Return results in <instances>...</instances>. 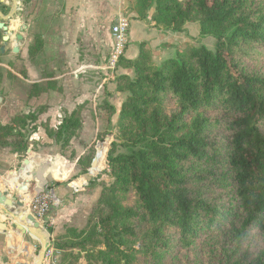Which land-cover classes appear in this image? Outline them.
<instances>
[{"label": "trees", "instance_id": "trees-1", "mask_svg": "<svg viewBox=\"0 0 264 264\" xmlns=\"http://www.w3.org/2000/svg\"><path fill=\"white\" fill-rule=\"evenodd\" d=\"M131 9L140 19L154 9L156 24L174 31L198 22L216 48L188 45L157 64L143 41L136 59L121 58L135 71L117 77L127 94L117 122L126 152L113 142L114 155L95 174L109 164L114 181L95 204L94 233L75 243L58 236L55 249H80L89 264H167L176 248L227 229L237 246L224 255L212 250L216 264H264V251L236 256L253 229L264 236V0H132ZM44 46L36 34L30 59ZM3 78L0 67V84ZM52 89L63 91L56 80L33 83L28 98ZM46 107L0 124V147L26 153ZM84 108L66 112L56 128L40 124L61 153L80 135ZM108 108L111 117L115 108Z\"/></svg>", "mask_w": 264, "mask_h": 264}, {"label": "crops", "instance_id": "crops-1", "mask_svg": "<svg viewBox=\"0 0 264 264\" xmlns=\"http://www.w3.org/2000/svg\"><path fill=\"white\" fill-rule=\"evenodd\" d=\"M27 3L30 20L26 21V29L33 26H42L43 29L33 30L29 36L22 32L25 43L22 52L27 58L24 61L26 75L22 76L3 65L16 77L15 81L4 80L0 84V96L3 97L0 124H8L19 113L47 107L39 116L38 128L30 130L31 144L26 153L19 155L13 153L11 147H0V199H5L3 203L0 202V264H51L49 252H57L55 238L72 221L82 198L85 200V195H79L71 201L67 196H72L78 186L85 185L91 175L82 173V166L64 157L59 143L49 137L40 124L49 121L56 128L66 112L71 113L78 105L85 103L83 129L79 137L71 141L72 149L78 155L82 154L83 145L89 144L108 127L109 121L102 118L105 111L93 110L99 98L106 99V86L108 101L115 108L111 122H118L127 94L117 90V77L124 74L134 77L135 71L121 63L113 77L102 81L103 74H106L103 67L110 51L100 64L88 60L90 52L96 53V48L99 49V44L106 36L111 38L112 26L122 17L129 20L128 45L124 57L131 60L139 56L143 41L148 42L152 59L157 64L175 57L177 51L186 45L197 47L203 44L213 49L214 46L207 45L208 40L215 45L210 36L201 35L198 22H189L182 31H174L156 24L152 18L154 9L146 18H138V14L131 9L132 0H12L10 14L28 9ZM56 25L58 27L54 28ZM36 32L42 35L45 46L36 61L31 62L28 59L29 47L35 42ZM15 46L16 41L12 47L14 52ZM61 57L73 58L71 63L75 66L72 71H62L56 65ZM95 71H98V76L93 75ZM19 79L26 83H21ZM48 80L58 81L63 91L52 89L40 96L28 98L33 83ZM102 153L105 155V152ZM50 187L55 193L53 204L56 206L52 204L50 220L42 221L35 217L40 222V226H35L34 221L28 219L29 214H32L30 205L36 194ZM93 195L94 200H97L99 189ZM64 200L69 201V204H63ZM45 243H49L48 249L42 257L41 250Z\"/></svg>", "mask_w": 264, "mask_h": 264}, {"label": "rangeland", "instance_id": "rangeland-1", "mask_svg": "<svg viewBox=\"0 0 264 264\" xmlns=\"http://www.w3.org/2000/svg\"><path fill=\"white\" fill-rule=\"evenodd\" d=\"M0 4H2V6L6 5L8 8L6 11L0 9L2 14L6 16L3 17L0 14V22H4L9 27L8 31H5L4 29L0 28L1 31L0 46L4 44L2 38L3 35L10 34L11 36V39L9 40V44L6 47V53L0 57V67L2 69V74L4 76L2 82L4 80L15 81L16 75L11 73L12 76L10 77L7 76L8 69L3 65L8 66L10 69L14 70L16 73L22 76L27 74L26 66L24 64V61L26 62L27 58L23 56L24 54L22 52V47L25 46V43L23 42V40L21 41L20 52L18 53H15L12 48L16 40V35L23 32L24 34H26V36H29L30 34H32L33 30H41L43 29V27L33 26L30 29L25 28L23 31L21 30V25L26 24V21H28V19L30 18V16L28 15V10L30 9L28 3H27L28 9H25L24 11L21 10L18 13H12L13 15L10 18H8L7 16L11 13L12 0H0ZM58 25H56L54 28H57ZM34 34L36 35L38 33L36 32ZM210 39H213L216 45V38L210 36ZM207 45L214 46L213 49L216 48L215 45L213 43H210L209 40L207 41ZM187 46L188 45H186V47ZM110 48H111V38L109 36H106V38H104L103 41L99 44V49L96 48V53L94 51L90 52L91 55L88 58V60H90V62L92 63L100 64L102 60L105 61V58L110 51ZM28 59L31 60L30 57ZM72 59L73 58L71 57H65V58L61 57L58 59V61H56V65L59 66L60 70L62 69V71L70 72L72 71L71 69H73V67L75 66L74 64L71 63ZM32 61L33 60H31V62ZM24 72H26V74ZM71 75L73 76V74ZM93 75L98 76L99 75L98 71H95ZM103 75L104 77H102L101 80L102 79L105 80V78L108 79V76L106 74ZM100 76H102V74ZM19 81L23 84L26 83L23 79H19ZM106 83L108 84V82ZM106 94H107L106 99L103 100L99 98V101L97 102L98 103L97 107L93 108V110L100 111V109H102L105 111L104 112L105 114L102 116V118L104 117L103 120L109 121L108 127L104 129L102 132H100V134L98 133V135H96V137L89 144L87 145L82 144L83 146H85V148L81 152L82 154L78 155L79 153L75 149H72L71 147L72 142L70 143V147L66 149L68 151L61 153L63 154L64 157L74 162L76 161L78 165L82 166L80 168L82 169L81 172L86 173L85 171H90L91 167L94 165L93 161L95 157H97V155H99L98 153H100L101 151V158L100 160L97 161L95 173L91 174L90 180L86 182L85 185L78 186L75 190H73L72 196L69 194L67 196L69 201H71L74 200L79 195L80 196L85 195L84 196L85 200L82 198V202L79 203L76 211L74 212L72 221L67 225H65V229L61 230L62 234L58 235L59 237L62 236L61 238L62 243H75L81 237H89L91 234L94 233L92 229L93 228L92 223L94 221H97L98 218L97 215L99 214V212L95 208V204L102 195L103 191L106 190V186L111 185L114 181V179L110 176L109 164L106 165V167L102 170L100 174H98L97 176H95V174L104 166L105 158L107 162L108 156L110 154H113L111 153L113 142L118 143L117 153L126 152L125 147L119 145L122 141L120 139V130L118 128V124L117 122L115 124L111 122L112 116L110 117L109 108H108V105L111 104L108 101L109 91H107V86H106ZM104 139H107L106 143L101 146V150H100V145L95 146V144H97L99 140H104ZM102 152H105V155ZM70 156H72L73 158H71ZM97 189H99L100 195L97 200H94L93 192L97 191ZM69 201L64 200L62 201V203L69 204ZM53 206H56V204L54 203ZM57 237L55 238V241ZM236 241L237 240L232 237L231 233H229L227 229H224L222 231H216L214 233H210L206 236H203L198 241V243L193 247L182 248L180 246L176 248L173 251V253L169 256L167 264H216L218 263V260L212 257L213 253L211 251L216 250L218 252H221V250H223V255H224L225 248L232 250L237 246ZM54 246H55V242H54ZM56 251L57 252H55L52 256H50V258H48L50 259L51 264H53V260L56 259V257L58 259V260L56 259L58 264H89L87 260L86 252L80 249L74 248L73 250L70 249L66 251L65 250L59 251L56 248ZM263 251H264V236L259 229H253L250 235L245 240H243L241 249L239 250L240 254L236 256H241L242 255L241 253L257 256ZM93 264H99V263L93 262Z\"/></svg>", "mask_w": 264, "mask_h": 264}, {"label": "built area", "instance_id": "built-area-1", "mask_svg": "<svg viewBox=\"0 0 264 264\" xmlns=\"http://www.w3.org/2000/svg\"><path fill=\"white\" fill-rule=\"evenodd\" d=\"M129 28V20L123 17L120 18L111 28V50L103 67L108 79L113 77L114 73H116L120 60L126 53ZM54 200L55 193L52 187L43 190L42 193H38L34 196L30 205V211L36 218L42 221L45 219L50 220V213L52 211ZM53 254L54 253L51 250L49 256H52ZM56 259L53 260V264H58Z\"/></svg>", "mask_w": 264, "mask_h": 264}, {"label": "water", "instance_id": "water-1", "mask_svg": "<svg viewBox=\"0 0 264 264\" xmlns=\"http://www.w3.org/2000/svg\"><path fill=\"white\" fill-rule=\"evenodd\" d=\"M0 14L3 16V17H6L2 14V12L0 11ZM13 14H9L7 17L10 18ZM27 27L26 24H23L21 25V30L23 31L25 28ZM0 28L4 29L5 31H8L9 30V27L4 23V22H0ZM11 39V36L10 34H6L3 36V41H4V44L1 46L0 48V53L1 54H5L6 53V47L8 46L9 44V40ZM23 40V34L22 33H19L16 35V46L14 48L15 52H19L20 51V47H19V44L21 43V41ZM3 101V97L0 96V103ZM5 201V199H0V202L3 203ZM8 203V202H7ZM22 203V202H21ZM20 203V204H21ZM28 219H31L32 221H34V224L35 226H40V222L35 218L34 215L32 214H29L28 216ZM32 230V229H31ZM50 237V236H49ZM48 244L49 243H45L44 247L42 248L41 250V256L44 257L45 254H46V251L48 249Z\"/></svg>", "mask_w": 264, "mask_h": 264}, {"label": "flooded vegetation", "instance_id": "flooded-vegetation-1", "mask_svg": "<svg viewBox=\"0 0 264 264\" xmlns=\"http://www.w3.org/2000/svg\"><path fill=\"white\" fill-rule=\"evenodd\" d=\"M2 55H4V54H2Z\"/></svg>", "mask_w": 264, "mask_h": 264}]
</instances>
